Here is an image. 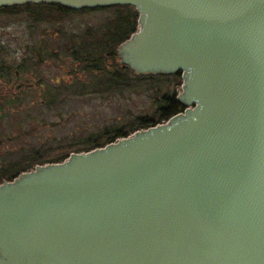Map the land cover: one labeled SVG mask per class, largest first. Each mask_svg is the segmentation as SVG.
Instances as JSON below:
<instances>
[{
    "label": "water",
    "instance_id": "obj_1",
    "mask_svg": "<svg viewBox=\"0 0 264 264\" xmlns=\"http://www.w3.org/2000/svg\"><path fill=\"white\" fill-rule=\"evenodd\" d=\"M26 4L133 7L117 62L183 110L1 181L0 264H264V0Z\"/></svg>",
    "mask_w": 264,
    "mask_h": 264
},
{
    "label": "rangeland",
    "instance_id": "obj_2",
    "mask_svg": "<svg viewBox=\"0 0 264 264\" xmlns=\"http://www.w3.org/2000/svg\"><path fill=\"white\" fill-rule=\"evenodd\" d=\"M115 15L112 9H100L39 22L25 11H0V67L9 66L12 73L0 78V86L32 88L24 99H0V171L24 156L33 159L42 153L51 160L41 163L56 162L52 159L59 157L62 146L82 149L88 137L106 129L128 128L138 117L153 118L162 95L176 92L179 77L130 76L126 85L109 88L105 73L84 70L73 45L100 43ZM106 54L100 65L110 69ZM39 84L45 85L44 93ZM32 163L22 168L28 170Z\"/></svg>",
    "mask_w": 264,
    "mask_h": 264
},
{
    "label": "trees",
    "instance_id": "obj_3",
    "mask_svg": "<svg viewBox=\"0 0 264 264\" xmlns=\"http://www.w3.org/2000/svg\"><path fill=\"white\" fill-rule=\"evenodd\" d=\"M100 9H112L116 13L114 19H112L108 25L109 33H105L103 35V40L98 44H90L89 46L77 47L73 45L74 55L77 61L82 62L84 64V70L87 72H97L99 74L105 73L104 84L107 87H114L118 85H126L130 76L142 79L143 77H136L126 66H122L118 64V57L116 55L115 47H117L122 41L127 39L131 33L136 30L137 25V13L133 7L130 6H114L108 8H95V9H82L79 11L69 10L63 8L59 5H47V4H26L23 6L17 7H9V8H0V11L5 12H13V11H25L27 12L31 18L35 21H48V20H62L70 13H79L86 11H95ZM80 50V51H79ZM99 52V53H98ZM102 53H107L105 59H109L112 62V67L110 69H106L104 66L100 65L104 62V57ZM77 54V56H76ZM82 54V55H81ZM152 79H165L170 80V78L177 79L180 78V73L171 76H149ZM183 107L176 100V92L174 94H164L159 100V105L156 109V116L153 118L150 117H138L135 119L134 123L129 125L128 128L119 129V130H105L103 133L97 135L96 137H88L83 145L82 149L72 150V145L70 146H62L61 153L59 157H54L52 159L56 162L65 159L71 152H80V151H89L96 147H102L105 144L114 141L116 138L125 137L128 134L141 129L153 126L157 123H160L163 120H167L169 117L181 112ZM107 137V140H103ZM38 154V153H36ZM46 156V157H45ZM49 159L47 155L44 153L38 154L33 159L29 156H24L20 158L18 161L11 163L5 169L0 171V180L3 178H7L11 180L12 178L17 176L19 173L27 170L22 167L25 164H30L31 162L41 163L40 160ZM51 160V159H49ZM47 160V162L49 161ZM43 161V163H47ZM51 162V161H50ZM34 165L37 164H33ZM2 181V180H1Z\"/></svg>",
    "mask_w": 264,
    "mask_h": 264
},
{
    "label": "flooded vegetation",
    "instance_id": "obj_4",
    "mask_svg": "<svg viewBox=\"0 0 264 264\" xmlns=\"http://www.w3.org/2000/svg\"><path fill=\"white\" fill-rule=\"evenodd\" d=\"M123 66V65H122ZM11 73V69L9 66H1L0 67V78H4L6 79V77H9ZM14 74H18V71H14ZM40 81V80H39ZM54 82H58V80H54ZM7 83H4L0 86V99L4 100V99H19L20 95L24 97H26V95L28 93H30V91L32 90V88L30 87L31 85L29 84H17L16 87L13 88H9L6 86ZM15 86V85H14ZM45 85H40L39 84V90H42V92H45ZM52 90V89H51ZM52 92H54V89L52 90ZM13 179V178H12ZM6 180V179H1ZM0 180V181H1Z\"/></svg>",
    "mask_w": 264,
    "mask_h": 264
}]
</instances>
